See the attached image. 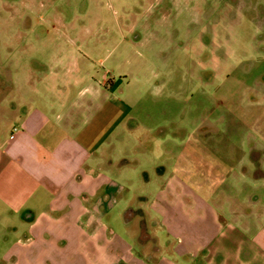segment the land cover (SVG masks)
<instances>
[{
    "label": "crops",
    "instance_id": "0c3cea01",
    "mask_svg": "<svg viewBox=\"0 0 264 264\" xmlns=\"http://www.w3.org/2000/svg\"><path fill=\"white\" fill-rule=\"evenodd\" d=\"M61 25L22 37L0 70V264H264V135L192 134L189 148L182 132L158 156L137 149L143 91L124 94L119 66ZM114 209L121 233L104 222Z\"/></svg>",
    "mask_w": 264,
    "mask_h": 264
},
{
    "label": "rangeland",
    "instance_id": "374dc122",
    "mask_svg": "<svg viewBox=\"0 0 264 264\" xmlns=\"http://www.w3.org/2000/svg\"><path fill=\"white\" fill-rule=\"evenodd\" d=\"M63 23L61 33L81 35L95 59L119 66L113 79L124 94L143 91L129 123L137 149L158 156L160 138L180 147L182 132L189 148L192 134L264 135V0H0V70L19 60L22 37H55ZM30 25L48 29L30 34ZM115 211L104 222L121 233ZM152 239L141 238V254H159Z\"/></svg>",
    "mask_w": 264,
    "mask_h": 264
},
{
    "label": "trees",
    "instance_id": "16d2710c",
    "mask_svg": "<svg viewBox=\"0 0 264 264\" xmlns=\"http://www.w3.org/2000/svg\"><path fill=\"white\" fill-rule=\"evenodd\" d=\"M125 217L127 219L131 217V209L128 210V211H126ZM142 224L143 225H141L140 236H139L138 240L140 241V243L143 244L144 240L142 241L141 238L142 239H149L150 240L152 236L150 235V233H148V228H147L146 223L144 221H142ZM152 241L154 243L153 244L152 251L159 252V247L155 244L154 238L152 239ZM154 255L155 256H153V255L152 256H149V259L152 260V261H155L157 259V257H158V254H154Z\"/></svg>",
    "mask_w": 264,
    "mask_h": 264
}]
</instances>
